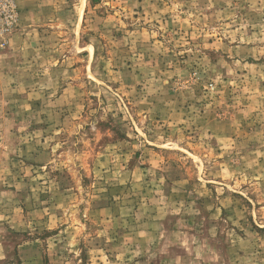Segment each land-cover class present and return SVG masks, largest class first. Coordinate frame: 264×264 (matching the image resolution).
<instances>
[{"label":"rangeland","instance_id":"374dc122","mask_svg":"<svg viewBox=\"0 0 264 264\" xmlns=\"http://www.w3.org/2000/svg\"><path fill=\"white\" fill-rule=\"evenodd\" d=\"M11 3L0 264H264V0Z\"/></svg>","mask_w":264,"mask_h":264},{"label":"built area","instance_id":"2783aa9c","mask_svg":"<svg viewBox=\"0 0 264 264\" xmlns=\"http://www.w3.org/2000/svg\"><path fill=\"white\" fill-rule=\"evenodd\" d=\"M14 6L11 3V0H0V17H3L6 21L11 20L12 17H9L13 13Z\"/></svg>","mask_w":264,"mask_h":264},{"label":"crops","instance_id":"0c3cea01","mask_svg":"<svg viewBox=\"0 0 264 264\" xmlns=\"http://www.w3.org/2000/svg\"><path fill=\"white\" fill-rule=\"evenodd\" d=\"M23 3V2H22ZM26 3V2H25Z\"/></svg>","mask_w":264,"mask_h":264}]
</instances>
